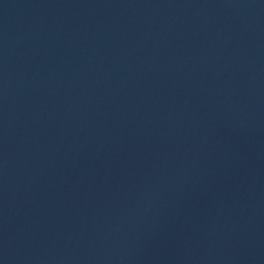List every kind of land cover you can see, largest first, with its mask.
<instances>
[{"label":"water","instance_id":"1","mask_svg":"<svg viewBox=\"0 0 264 264\" xmlns=\"http://www.w3.org/2000/svg\"><path fill=\"white\" fill-rule=\"evenodd\" d=\"M0 264H215L98 147L1 8Z\"/></svg>","mask_w":264,"mask_h":264}]
</instances>
